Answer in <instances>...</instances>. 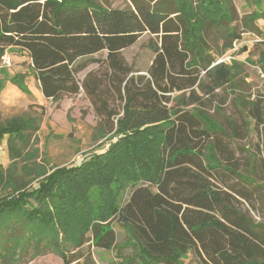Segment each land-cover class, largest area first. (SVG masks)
<instances>
[{
    "label": "trees",
    "instance_id": "obj_1",
    "mask_svg": "<svg viewBox=\"0 0 264 264\" xmlns=\"http://www.w3.org/2000/svg\"><path fill=\"white\" fill-rule=\"evenodd\" d=\"M232 19L225 0H130L124 8L98 0H0V59L7 47L25 51L46 98L57 101L81 87L99 96L77 75L106 50L125 101L107 149L72 166L37 162L35 148L19 167L15 142L27 144L40 122L15 116L0 124L12 158L7 168L0 163V258L16 262L32 248L69 261V246L83 245L91 232L96 245L115 253L109 264H183L189 254L206 264H264V224L237 209L205 175L222 164L212 141L223 133L221 124L204 110L184 108L197 101L194 91L191 102L177 96L183 103L177 106L167 95L175 74L190 80L179 88L195 86L202 71L212 90L233 83V67L216 63L206 40L212 26L239 40ZM145 33L157 38L149 44L155 54L150 76L122 79L128 69L120 53ZM113 221L131 238L117 244ZM127 245L135 247L132 254L123 253Z\"/></svg>",
    "mask_w": 264,
    "mask_h": 264
},
{
    "label": "rangeland",
    "instance_id": "obj_2",
    "mask_svg": "<svg viewBox=\"0 0 264 264\" xmlns=\"http://www.w3.org/2000/svg\"><path fill=\"white\" fill-rule=\"evenodd\" d=\"M98 1L112 8H124L130 2ZM225 1L233 17L230 24L240 32L241 38L232 41L224 28L212 26L206 40L217 58L216 63L225 62L233 67L236 76L233 83L212 90L210 78L202 71L195 86L179 88L189 85L190 80L185 75L175 74V84L168 81L169 88L174 90L167 95L169 105L177 106L183 104L177 96L191 102L189 97L194 91L197 101L184 108L204 110L221 124L223 133L214 134L212 141L216 143L222 164L205 175L214 189L227 196L237 209L264 224V17L261 16L264 0ZM151 38L157 41L155 36L145 33L135 44L122 50L120 57L129 71L120 75L122 79L125 74L126 77L150 76L149 69L155 57L149 47ZM4 56L0 59V124L15 116L36 117L40 122L39 129L29 134L27 144L20 140L15 142L22 151L19 167L24 163L25 155L35 148L38 149L37 162L51 167L72 166L94 151L107 149L117 129V120L123 114L125 101L124 90L122 95L118 90L121 79L114 77L106 50L93 55L95 61L77 75L81 82L88 79L94 89L98 88L99 96L91 95L81 87L79 93L64 94L57 101L43 95L25 51L7 47ZM17 74L25 89L15 82ZM255 108L261 119L256 118ZM0 163L6 168L12 163L8 136L0 140ZM132 190L133 186L128 187L122 203L129 199ZM112 226L118 235L117 244L131 238L122 225L113 221ZM90 235L91 232L83 245L69 246V261L53 250L36 253L30 248L18 261L1 257L0 264H109L117 259L112 250L96 245ZM126 247L125 254L135 250L132 245ZM183 262L206 264L198 254H189Z\"/></svg>",
    "mask_w": 264,
    "mask_h": 264
},
{
    "label": "built area",
    "instance_id": "obj_3",
    "mask_svg": "<svg viewBox=\"0 0 264 264\" xmlns=\"http://www.w3.org/2000/svg\"><path fill=\"white\" fill-rule=\"evenodd\" d=\"M4 58H5V56H4Z\"/></svg>",
    "mask_w": 264,
    "mask_h": 264
}]
</instances>
